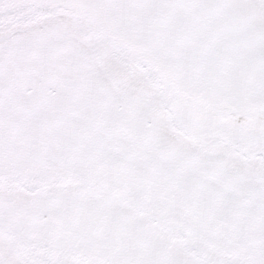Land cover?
Masks as SVG:
<instances>
[{
  "label": "snow or ice",
  "instance_id": "snow-or-ice-1",
  "mask_svg": "<svg viewBox=\"0 0 264 264\" xmlns=\"http://www.w3.org/2000/svg\"><path fill=\"white\" fill-rule=\"evenodd\" d=\"M0 264H264V0H0Z\"/></svg>",
  "mask_w": 264,
  "mask_h": 264
}]
</instances>
